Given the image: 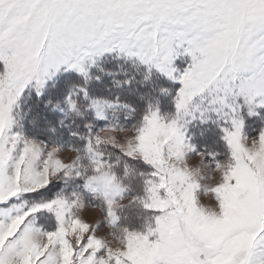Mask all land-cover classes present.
Returning a JSON list of instances; mask_svg holds the SVG:
<instances>
[{
	"label": "snow or ice",
	"instance_id": "6c2138e0",
	"mask_svg": "<svg viewBox=\"0 0 264 264\" xmlns=\"http://www.w3.org/2000/svg\"><path fill=\"white\" fill-rule=\"evenodd\" d=\"M0 264H264V0H0Z\"/></svg>",
	"mask_w": 264,
	"mask_h": 264
},
{
	"label": "rangeland",
	"instance_id": "374dc122",
	"mask_svg": "<svg viewBox=\"0 0 264 264\" xmlns=\"http://www.w3.org/2000/svg\"><path fill=\"white\" fill-rule=\"evenodd\" d=\"M190 62V58L187 56H181L179 58H177L176 60H174L173 62V66L175 68H177V70L179 72H183V70L187 67V64ZM205 203H207L208 201L205 199L204 201ZM124 203H127V201H124ZM96 213L94 211H89L85 213V218L86 219H93L95 217Z\"/></svg>",
	"mask_w": 264,
	"mask_h": 264
},
{
	"label": "trees",
	"instance_id": "16d2710c",
	"mask_svg": "<svg viewBox=\"0 0 264 264\" xmlns=\"http://www.w3.org/2000/svg\"><path fill=\"white\" fill-rule=\"evenodd\" d=\"M155 83L157 85H163L165 87H169V88H173V89L178 87V85L173 84V83H171V82H169V81H167L166 79H163V78H157L155 80ZM160 101H161V103H160L161 111L162 112L168 111L170 109V105H169L168 99L164 98V97H160Z\"/></svg>",
	"mask_w": 264,
	"mask_h": 264
}]
</instances>
